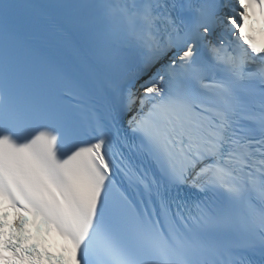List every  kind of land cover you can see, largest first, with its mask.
Here are the masks:
<instances>
[{
    "label": "snow or ice",
    "instance_id": "6c2138e0",
    "mask_svg": "<svg viewBox=\"0 0 264 264\" xmlns=\"http://www.w3.org/2000/svg\"><path fill=\"white\" fill-rule=\"evenodd\" d=\"M250 17L264 0H0V264H264Z\"/></svg>",
    "mask_w": 264,
    "mask_h": 264
}]
</instances>
